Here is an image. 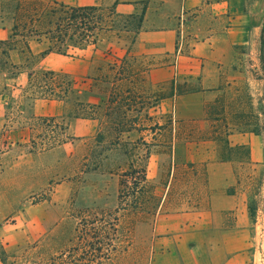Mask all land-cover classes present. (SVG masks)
Listing matches in <instances>:
<instances>
[{"label":"rangeland","instance_id":"374dc122","mask_svg":"<svg viewBox=\"0 0 264 264\" xmlns=\"http://www.w3.org/2000/svg\"><path fill=\"white\" fill-rule=\"evenodd\" d=\"M6 1L0 0V25ZM44 1L64 4L61 0ZM111 1L99 0L101 17L108 16ZM245 11L254 23L259 17L260 24L253 49L250 44L236 47L243 52L239 63L244 74L231 97L238 107L236 116L249 130L261 131L264 81L259 49L264 33V0H248ZM122 23L123 18L115 19V25ZM130 24L128 20L127 26ZM114 30L103 34L96 45L84 48L100 49L94 56L103 60L100 71L95 77L74 80L66 94L68 118L77 112V99L82 106L89 101L96 105L93 110L85 106L81 113L95 114L99 124L96 133L83 138L69 136L58 146L65 121L29 120L35 153L25 155L26 148L14 147L2 158L1 264H149L163 248L152 229L158 213L207 207L204 167L188 163L190 153L181 142L206 136L205 125L173 123L169 115L157 112V101L167 90L144 81L149 58L124 59L126 67L113 66L116 63L110 49L114 48L109 42L116 40ZM8 33L6 30L4 35ZM120 36L130 37L124 33ZM17 47L24 49L22 42ZM77 51L70 48L68 54ZM42 73L32 74L39 86L44 81ZM2 79L0 75V89L1 82H5ZM26 85L14 92L24 97V113L31 105V90L29 87L27 91ZM11 86L15 83L10 82ZM56 87L62 92L65 84ZM11 107L10 101L9 117L16 121L19 109ZM174 138L178 144L173 153ZM27 146V150L32 148V144ZM234 152L238 157L246 154L245 149ZM17 156L19 164L14 163ZM142 171L145 182L141 181ZM243 173L248 176L242 182L246 211L249 205L255 207L253 218H249L250 246L245 248V264H264V164L246 168ZM15 201H19L18 206L11 211L9 205Z\"/></svg>","mask_w":264,"mask_h":264},{"label":"crops","instance_id":"0c3cea01","mask_svg":"<svg viewBox=\"0 0 264 264\" xmlns=\"http://www.w3.org/2000/svg\"><path fill=\"white\" fill-rule=\"evenodd\" d=\"M61 1L69 6L99 5V0ZM247 1L112 0L110 3L117 14L127 16L131 23L122 32L114 30L116 40L109 42L114 48L110 51L116 67L123 59L149 58L151 62L144 67V81L167 90L157 101V112L169 115L173 123H202L206 130L202 138L181 142L190 153L188 163L204 167L209 191L207 207L158 213L152 229L163 248L149 264L246 263L251 221L243 200L242 182L248 179L243 171L264 164V130H249L236 116L238 107L231 97L244 74L239 63L243 52H238L236 47L250 44L253 49L258 36L259 17H255L254 23L247 15ZM6 30L0 26V40L7 38ZM112 31L103 30L96 42ZM121 33L129 35V40L120 36ZM29 47L9 53V62L17 68L12 77L0 72L5 82L15 83L9 87V83L1 82V166L3 156L14 147L26 148L25 155L35 153L34 148L27 150V144L31 146L33 141L29 120L47 117L64 120L65 133L71 138L90 137L99 127L95 119L68 118L66 98L34 99L24 113V97L14 92L27 84L37 71L65 74L73 82L95 77L103 64V60L94 57L100 49H80L68 56L49 53L41 57L39 45L30 43ZM101 50L109 56L105 49ZM9 94L13 99H9ZM10 101V110L14 105L19 109L16 121L9 117ZM177 144L174 138L173 153ZM239 149L246 150L243 157L234 152ZM19 158L14 159L15 164H19ZM18 203L9 205L11 211ZM1 230L0 226V236H3Z\"/></svg>","mask_w":264,"mask_h":264},{"label":"trees","instance_id":"16d2710c","mask_svg":"<svg viewBox=\"0 0 264 264\" xmlns=\"http://www.w3.org/2000/svg\"><path fill=\"white\" fill-rule=\"evenodd\" d=\"M4 10L5 16L1 18L0 26L2 29H7L9 33L6 39L0 40V72L9 74L11 77L15 74L17 68L9 62V53L13 49H18L17 43L19 42L23 43L24 49H30V43L39 45L42 49L40 52L41 57L49 53L68 56V49L70 48L80 50L90 44H95L99 34L103 30L115 29L120 32L124 31L128 21V17L117 14L114 7L109 10L108 16L101 17L100 8L96 5L75 7L58 4L56 2H45L44 0H7ZM116 18H123L121 26L118 24L115 25ZM263 48L264 33L260 37L259 49L260 54L264 56ZM263 56L259 60V64L264 81ZM120 64H122V68L127 65L124 59L121 60L119 65ZM7 71H10V73ZM32 76L33 75L29 77L26 85V90H31V92H29L31 103L34 99L38 98L64 99L73 84V81L66 79V76L48 71L42 73L41 78H43L44 81L43 85L39 86L38 83L35 84V82H33L34 77ZM120 80L121 79H119V81ZM60 83L65 84V88L62 92L56 89V86H60ZM91 91L90 89L89 93ZM113 102H115V100L111 103ZM85 106L90 110L96 108V105L90 101L84 103V106H82L81 101L79 102L77 99V112L73 113L71 117L96 119L94 113H88L86 115L81 114ZM36 119L43 122H54L53 118ZM66 129L67 123L65 122L60 128V139L57 140V145L64 143L65 140L68 139L69 136L65 133ZM30 142L32 148H34L36 145L33 141ZM145 180V172L142 171L141 181L145 182ZM247 212L249 218L252 219L255 213V207L253 208L249 205L247 207Z\"/></svg>","mask_w":264,"mask_h":264}]
</instances>
